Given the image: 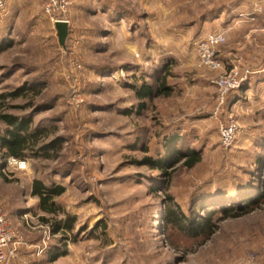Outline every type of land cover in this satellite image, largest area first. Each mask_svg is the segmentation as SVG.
I'll use <instances>...</instances> for the list:
<instances>
[{
	"label": "rangeland",
	"instance_id": "obj_1",
	"mask_svg": "<svg viewBox=\"0 0 264 264\" xmlns=\"http://www.w3.org/2000/svg\"><path fill=\"white\" fill-rule=\"evenodd\" d=\"M71 2L65 47L41 0L0 12V206L17 245L36 246L28 260L264 264V74L234 58L264 44V0ZM239 2L248 4L237 12ZM209 34L226 39L216 70L198 50ZM230 73L241 82L221 99L216 83ZM144 85L154 94L142 99ZM230 123L235 140L224 146ZM11 132L25 141L20 158L4 146ZM193 152L200 161L187 168L178 153ZM10 157L26 169L7 168ZM36 181L64 192L43 205ZM168 203L194 220L218 209L230 217L215 212V234L188 239L164 231Z\"/></svg>",
	"mask_w": 264,
	"mask_h": 264
},
{
	"label": "built area",
	"instance_id": "obj_2",
	"mask_svg": "<svg viewBox=\"0 0 264 264\" xmlns=\"http://www.w3.org/2000/svg\"><path fill=\"white\" fill-rule=\"evenodd\" d=\"M45 14L51 19L53 24L65 21V16L68 13L72 2L71 0H41ZM9 0H0V12L7 11ZM242 17V16H241ZM223 34H209L198 44L199 54L201 56V65L216 70L221 67V61L217 56L216 48L225 42ZM243 81V80H242ZM241 80L237 73H230L227 78L217 82L221 89V99L224 98L229 91L237 88ZM73 99L71 104L79 106L82 103L81 93L78 85H74ZM237 127L234 123L225 125L221 129V136L224 146H230L235 140ZM7 168H15L17 170H25L27 167L26 161L10 157L7 159ZM20 242V235L17 234L11 227L8 215L3 207L0 206V264H6L9 260V255L12 253L11 248Z\"/></svg>",
	"mask_w": 264,
	"mask_h": 264
},
{
	"label": "trees",
	"instance_id": "obj_3",
	"mask_svg": "<svg viewBox=\"0 0 264 264\" xmlns=\"http://www.w3.org/2000/svg\"><path fill=\"white\" fill-rule=\"evenodd\" d=\"M166 91H167L166 88L159 87L157 93L162 94ZM137 94L142 99L149 98L154 94V89L148 85H144L142 88H140L137 91ZM2 119L5 120L10 125H13L15 123L13 117L4 116ZM18 128L21 129V127H17L18 131H19ZM11 134L13 140L11 142L4 141V146H6L11 151L12 156L20 158L21 157L20 149L23 148L25 141L21 137H19L17 133L11 132ZM178 154L179 156H183L186 159L184 165L187 168H192L196 163L200 161V154L196 152H193L191 154H182V153H178ZM147 161L151 162V164L155 167H157L159 164V163H152L151 160H147ZM63 192H64V188L62 187H60L56 191H53L45 187L39 181H36L33 185V195L38 197L41 200V204L43 205L48 201H50L54 196H59ZM262 198L264 199V196H262ZM229 211L230 209L229 210L218 209L217 211H214L213 213L209 214L206 217H200L197 220H194L191 219V217H189L188 215H186L178 205L175 206L172 205V203H168L167 208L165 209L163 228L165 232L167 231L175 232L180 234L184 238H188V239L202 238L204 241H206L215 234L217 229V224L213 223L212 221L215 212H221L223 216L220 217V220L223 221L230 217ZM246 213L247 212H244L242 213V215ZM240 215H236V216H240ZM57 229H59V227Z\"/></svg>",
	"mask_w": 264,
	"mask_h": 264
},
{
	"label": "crops",
	"instance_id": "obj_4",
	"mask_svg": "<svg viewBox=\"0 0 264 264\" xmlns=\"http://www.w3.org/2000/svg\"><path fill=\"white\" fill-rule=\"evenodd\" d=\"M13 1H17V0H9V4L10 5L14 4ZM247 4H248L247 2H239V4H237L236 6H233L232 9L237 11V12L240 10L242 11L245 8H247ZM249 8L250 9L253 8V5H251ZM234 14H236V12H234ZM233 16L235 17V19L233 22H228L229 23L228 26H231L232 24L233 25L237 24L236 23L237 22L236 17H238V16H236V15H233ZM259 23L261 24V26H264V14L259 15ZM245 38L242 40L245 41L246 40ZM255 40H256V38L253 39V42L258 41V40L257 41H255ZM259 42H260V40H259ZM258 43L256 44V46L254 44L251 45L250 47L245 46L242 51L235 53L236 55H234L235 56L234 58L242 60L245 64L248 63L252 67L253 72L259 73V74H264V44H262L261 42L259 44ZM239 50H241V49L237 48V51H239ZM25 252H27V253H25ZM23 255H25V258L22 257ZM26 255H31V256L37 255V256H39L36 252V246L33 243H26L25 242L21 245H17L14 258L8 264H31V262L28 260ZM41 260L42 259H39V261H35V263L36 264H43Z\"/></svg>",
	"mask_w": 264,
	"mask_h": 264
},
{
	"label": "water",
	"instance_id": "obj_5",
	"mask_svg": "<svg viewBox=\"0 0 264 264\" xmlns=\"http://www.w3.org/2000/svg\"><path fill=\"white\" fill-rule=\"evenodd\" d=\"M55 29L60 46L65 47V42L69 34V24L66 22H57Z\"/></svg>",
	"mask_w": 264,
	"mask_h": 264
}]
</instances>
